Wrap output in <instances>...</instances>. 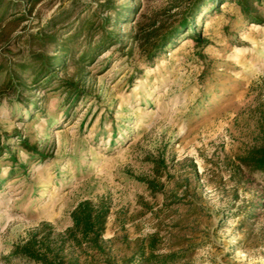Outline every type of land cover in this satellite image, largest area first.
<instances>
[{"label":"rangeland","instance_id":"obj_1","mask_svg":"<svg viewBox=\"0 0 264 264\" xmlns=\"http://www.w3.org/2000/svg\"><path fill=\"white\" fill-rule=\"evenodd\" d=\"M6 1L0 66L108 0ZM132 2L124 45L81 72L57 68L56 78L78 83L75 102L31 78L24 101L0 95V264H37L13 255L32 238L62 264H122L154 239L160 253L194 245L193 264H264V176L238 160L264 143V4L256 22L225 4L199 19V40L186 34L149 60L140 26L174 21L184 2ZM85 199L110 209L101 250L67 240Z\"/></svg>","mask_w":264,"mask_h":264},{"label":"trees","instance_id":"obj_2","mask_svg":"<svg viewBox=\"0 0 264 264\" xmlns=\"http://www.w3.org/2000/svg\"><path fill=\"white\" fill-rule=\"evenodd\" d=\"M27 1L34 6L42 0ZM183 2L181 13L169 16H179L174 21L173 19L169 21L168 18L158 24L148 23L140 26L138 39L146 59L154 60L165 51L173 49L186 34L199 40L200 32H195L198 29L199 19H206L211 14L221 12L225 4L238 5L245 19L253 22L260 19L257 4H264V0H183ZM10 5V1L0 0V23L9 13ZM100 7L104 10L79 16L66 32L56 29H51L50 32L44 31L38 36L41 47L37 51L30 52L14 64H2L0 71L6 72V75L5 80L0 84V95L3 92H14L19 96V101H24V97L20 94L32 89L27 85L28 78H31L42 89L64 92L68 102L73 103L80 98L81 90H78V83L56 78L57 68L67 69L69 65H75L81 72L84 66L96 58L105 47L114 43L124 45L125 38H129L132 34L124 33L121 27L123 24L132 25V15L138 11L132 0H123L119 4L108 0L101 3ZM69 12H63L61 18ZM36 105L35 100L30 104L33 108ZM23 146L34 149L27 142H24ZM238 160L241 167H245L251 173L259 172L264 176V143L254 144L244 153L239 154ZM109 211V207L103 202L95 204L90 199L80 202L70 213L73 224L66 230L67 240L79 246L85 243L91 249L101 250ZM38 243L33 238L25 243H16L13 255L28 258L37 264H62L56 262L57 257L39 249ZM157 249L155 239L150 243L140 244L135 254L122 264H193V254L197 248L189 245L187 248L170 253H160Z\"/></svg>","mask_w":264,"mask_h":264}]
</instances>
